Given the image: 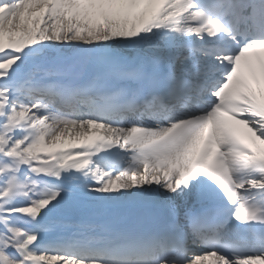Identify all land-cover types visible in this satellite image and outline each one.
Listing matches in <instances>:
<instances>
[{"label": "snow or ice", "instance_id": "snow-or-ice-1", "mask_svg": "<svg viewBox=\"0 0 264 264\" xmlns=\"http://www.w3.org/2000/svg\"><path fill=\"white\" fill-rule=\"evenodd\" d=\"M0 264H264V0H0Z\"/></svg>", "mask_w": 264, "mask_h": 264}]
</instances>
